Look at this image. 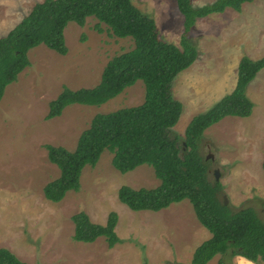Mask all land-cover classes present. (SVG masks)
<instances>
[{
	"label": "rangeland",
	"instance_id": "1",
	"mask_svg": "<svg viewBox=\"0 0 264 264\" xmlns=\"http://www.w3.org/2000/svg\"><path fill=\"white\" fill-rule=\"evenodd\" d=\"M38 1L0 0V36ZM212 1L191 3L199 6ZM132 3L154 19L161 38L179 45L183 17L175 0ZM95 22L87 17L82 26L73 21L66 24V54L42 43L30 48L29 65L5 86L0 99V247L28 264H189L193 251L210 232L188 199L153 211L132 210L117 197L121 185L153 188L159 184L147 163L121 172L111 163L112 153L104 150L94 166L83 167L78 190L67 191L58 202L43 195V186L59 175L47 158L45 144L72 150L95 114L135 106L144 99L143 81L137 79L102 104L72 103L60 115L45 117L49 101L63 87H93L106 62L133 47L128 36L96 31ZM187 39L196 45L197 57L171 82L172 96L182 104L171 130L181 137L194 115L233 88L241 56L264 55V0L244 2L239 11L227 7L197 18ZM245 93L253 103L251 113L225 116L206 128L200 153L207 157L211 178L218 169L221 199L226 196L232 209L252 205L264 219V67ZM78 211H85L96 223H104L110 211L116 212L120 241L108 247L103 236L93 242L74 240L71 215ZM236 257L217 254L206 264H219L220 259L238 264Z\"/></svg>",
	"mask_w": 264,
	"mask_h": 264
},
{
	"label": "trees",
	"instance_id": "2",
	"mask_svg": "<svg viewBox=\"0 0 264 264\" xmlns=\"http://www.w3.org/2000/svg\"><path fill=\"white\" fill-rule=\"evenodd\" d=\"M252 0H213L193 6L191 0H175L183 17L179 45L160 37L152 17L132 0H41L4 35L0 36V99L5 86L17 79L29 65L27 51L44 44L66 54L64 28L69 21L83 25L87 17L96 19L93 27L118 37H130L133 47L112 56L93 87H63L48 103L45 117L61 114L72 103L98 105L121 93L137 79L144 84V99L135 106L95 114L82 130L74 149L45 144L48 160L59 175L42 188L46 199L58 202L69 190H78L85 165L94 166L104 150L112 153L111 163L121 172L147 163L153 167L159 184L153 188L121 185L118 199L132 210L157 211L172 202L188 199L199 222L210 236L193 251L189 264H206L215 255L241 256L264 264V219L256 208L245 204L236 209L224 205L220 182L209 176L208 164L200 153L203 132L225 116H248L253 103L247 97V84L264 67V55L240 57L232 90L207 110L194 115L183 137L171 127L181 113L182 104L172 96L175 75L197 57L196 45L187 39L199 17L222 12L227 7L239 11ZM101 24H105L103 28ZM182 140V142H181ZM264 169V158L262 161ZM72 238L93 242L103 236L108 247L120 241L116 234L117 214L110 211L104 223L92 221L85 211L71 215ZM0 264H28L9 249L0 247ZM146 264V263H143ZM166 264H183L166 262ZM219 264H225L222 259Z\"/></svg>",
	"mask_w": 264,
	"mask_h": 264
},
{
	"label": "water",
	"instance_id": "3",
	"mask_svg": "<svg viewBox=\"0 0 264 264\" xmlns=\"http://www.w3.org/2000/svg\"><path fill=\"white\" fill-rule=\"evenodd\" d=\"M206 158H207V157H205V159H206ZM213 173H214V179H215V180H218V179H219V172H218V169H214ZM223 203H224V205H227V198H226V196H223Z\"/></svg>",
	"mask_w": 264,
	"mask_h": 264
},
{
	"label": "crops",
	"instance_id": "4",
	"mask_svg": "<svg viewBox=\"0 0 264 264\" xmlns=\"http://www.w3.org/2000/svg\"><path fill=\"white\" fill-rule=\"evenodd\" d=\"M238 61H239V60H238ZM237 64H238V63H237ZM233 87H234V86H233ZM231 90H232V89H231ZM231 90H230V91H231ZM230 91H229V92H230ZM236 261H237L238 264H240L241 261H243V262H245V261H246V262H247V261H248V262H251V261H249V260H247V259H245L244 257H241V256H237V257H236ZM251 263L254 264L253 262H251Z\"/></svg>",
	"mask_w": 264,
	"mask_h": 264
}]
</instances>
